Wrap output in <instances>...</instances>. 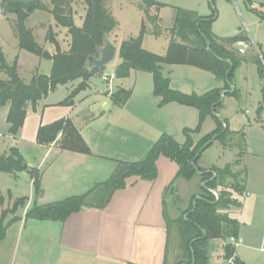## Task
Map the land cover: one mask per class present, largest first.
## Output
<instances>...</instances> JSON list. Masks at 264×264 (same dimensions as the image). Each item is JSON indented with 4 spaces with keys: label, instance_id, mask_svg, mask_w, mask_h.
Masks as SVG:
<instances>
[{
    "label": "trees",
    "instance_id": "16d2710c",
    "mask_svg": "<svg viewBox=\"0 0 264 264\" xmlns=\"http://www.w3.org/2000/svg\"><path fill=\"white\" fill-rule=\"evenodd\" d=\"M86 6V14L81 27H78L72 11L68 9L71 0H50V4L42 0H33L32 11L49 12L56 23L68 30L71 43L68 51H62L52 29L48 30L47 41L55 46L57 52L51 54L36 41L34 31L26 20L30 16L29 6H22L12 0H0L6 11L16 14L17 20L12 25V31L18 40L19 49L27 51L42 59L52 62V72L47 75H36L30 83H25L18 72L17 58L13 65L7 63L5 54L0 47V72L7 79H0V108L9 106L7 115L8 133L17 137L25 124L29 106L36 108L39 102L48 97L57 87L81 80L61 105H74L75 98L90 87V80L103 69L90 70L88 59L99 57V49L104 46L105 38L111 36L117 28V21L112 16L105 0H82ZM213 1V0H211ZM146 13L157 5L154 0H144ZM264 6V1L262 3ZM52 6V7H51ZM174 26L171 29V41L165 55H158L143 48L144 36L149 33L143 25L138 37L122 42L118 54L121 62L115 69L117 79H127L132 71L149 73L153 77V93L160 98L159 107L170 103L193 107L199 113V124L195 129L186 128L183 131L185 142L179 143L173 136L163 134L150 148L146 156L136 161H118L113 175L104 183L96 185L86 194L72 196L59 202L45 206L35 205L28 209L26 220L65 222L74 213L86 207L104 209L113 195L126 189L127 180L139 177L153 182L158 177L157 161L161 156L177 163V177L186 180L196 174L201 175L204 183L203 194L192 201L190 208L177 220L165 212V220L169 242L172 233L177 234L182 255L177 264H209V244L213 240L226 242L225 259H233V264H244L235 258L236 246L227 243L231 237H239L240 222L231 218L225 211L230 207H240L238 198L245 194L248 171L242 166V158L246 154V135L243 131H232L228 121L217 115L223 102V92L226 96L239 99L240 93L235 88L234 80L242 58L235 53L233 47L239 41H249L240 33L233 37L221 38L213 32V24L217 17L201 16L196 11L176 8ZM153 25L154 35L159 36L158 19L149 17ZM237 51V50H236ZM238 52V51H237ZM258 71L264 76V66L256 59ZM191 66L212 73L218 82L224 83L223 88H215L198 95L186 94L171 88V81L163 74L164 66ZM132 96L131 90L118 88L111 94L115 106H125ZM264 112V100L258 109V114ZM208 117L216 121V128L203 136L198 142L193 135L199 134L201 126ZM92 119L85 117L84 121ZM218 141L225 149L237 147L238 160L224 168L212 167L202 169L198 161L202 154ZM37 143L50 147L56 145L60 150L91 155V149L83 138L78 126L71 118H62L53 123L40 126L37 133ZM26 163L19 148L11 147L0 157V171L12 176L23 172ZM240 170H239V169ZM238 169V170H237ZM33 180L34 192L39 196L42 191V175L37 169L27 170ZM172 184L170 185V187ZM220 191L217 198L212 191ZM0 197V207L4 204ZM27 198L18 199L12 212H4L0 218V242L5 240L8 228L19 221L18 217L7 220L9 213H16L19 208L27 206Z\"/></svg>",
    "mask_w": 264,
    "mask_h": 264
},
{
    "label": "crops",
    "instance_id": "0c3cea01",
    "mask_svg": "<svg viewBox=\"0 0 264 264\" xmlns=\"http://www.w3.org/2000/svg\"><path fill=\"white\" fill-rule=\"evenodd\" d=\"M262 3L261 8H264ZM13 36L16 40L15 49L20 52L19 43L14 33ZM248 37L251 40V46H255L256 50L261 53L263 45L256 41L251 34ZM258 45L259 48L257 49ZM175 67L177 66H164L163 68V74L170 79L171 88L174 90L186 94L203 95L212 89L224 87V83L218 82L212 73L206 71L211 75V79H214L211 84H216L215 86L201 84L202 79L198 81L200 82L198 83L200 89L193 87V89L187 90L176 82L174 85ZM115 69L111 76L104 72L97 76H100L107 83V86H110L114 80H119L121 84L117 86V89L124 88L132 91L131 98L123 107L115 106L111 101V94L117 89H98L99 86L93 82L92 78L89 89L80 93L72 106L61 105L64 100L46 103L48 97L39 102L36 108L29 106L25 124L17 137L8 133L9 126L6 120L9 106L0 108L3 112L1 118L7 127L3 137H7L9 141L6 148L2 149L0 157L9 148L17 147L28 165V170L37 169L42 174L44 173L42 191L39 196L35 195L33 180L27 171L13 176L19 178L21 175H25L30 179V195L22 197L28 199L26 210L22 215L16 216L21 223L24 222L27 210L34 207V204L45 206L62 201L69 196L86 194L93 187L106 182L113 175L118 161L129 162L143 159L153 144L165 133L183 144L185 142L184 129L197 127L199 113L195 108L178 103L159 107L161 99L153 93V82L149 96L151 99L149 98L150 103L148 104V111L152 112L149 113L152 120L148 121V119L142 118L139 122L138 113L140 110H144L146 102L142 100L144 98L136 97V88L127 89L123 86L125 79H117ZM134 72L137 71H132L130 77ZM180 81L183 82V80ZM80 82L81 80L77 83ZM225 97L226 91L223 92V99ZM100 103L111 112V117L106 118V121H101L105 111L99 115H95L92 111V107ZM258 109H256L254 117H249L251 112L246 110L248 119L244 129L248 132L245 133L246 137L255 133L257 137L262 138V149L258 151L253 149L247 138L246 154L242 158L243 165L248 171L246 191L243 197H239L240 207H231L225 211L231 218L240 222L239 237L244 239L243 247L253 252L250 254L246 251L240 252V246L236 247L235 258L244 264H256L257 262L264 264V113L259 115ZM84 112L90 113L89 116L92 118L95 116L94 121H87L88 123L85 122L84 124L83 120L87 117L84 116ZM113 114L119 124L113 121ZM66 117L71 118L78 126L91 149V155L62 151L56 145L45 147L37 143V133L40 126ZM139 123L146 125V133L138 140L139 146L142 147L135 150L130 147L129 142L135 138L133 137V134L136 133L135 126ZM203 136L205 135L202 131L193 135L194 141L198 142ZM221 148L230 151L237 149L236 147ZM30 149L40 152V156L34 157ZM54 153L57 158L48 165L47 171L43 172ZM204 153L198 161V165L202 169L209 170L214 166L224 168L229 164L212 165V167L207 164H200ZM64 159H66L67 164L63 170L58 171V164L56 165V163ZM157 168L158 177L155 181L149 182L139 177L128 179L126 189L116 192L104 209L86 207L62 223L31 219L33 224L29 225V228L30 233H32L31 237L34 239L30 242L32 249H34L33 244L37 243L44 252L42 256L44 259L38 261L37 264H173L175 255L171 252L165 212L172 219H179L190 208L193 199L199 198L203 194L204 183L201 181L200 174H196L191 181L177 177L179 170L177 163L164 156L158 159ZM63 180L66 181L67 189L74 193H63L61 188H57V185H61ZM248 198H252L250 202L251 216L244 217ZM27 226L28 222L25 229ZM7 235L5 239H7ZM225 245L226 242L222 240L210 242L208 248L209 264H229L224 257ZM27 248L24 251L31 258L32 252ZM21 264L31 263L22 262Z\"/></svg>",
    "mask_w": 264,
    "mask_h": 264
},
{
    "label": "rangeland",
    "instance_id": "374dc122",
    "mask_svg": "<svg viewBox=\"0 0 264 264\" xmlns=\"http://www.w3.org/2000/svg\"><path fill=\"white\" fill-rule=\"evenodd\" d=\"M42 1L50 4V0ZM105 1L107 7L112 13V16L118 23L117 28L111 35V38L119 48L122 42L129 40L130 38L138 37L143 25H145L149 33L144 36L143 48L158 55H165L168 49V44L172 38L171 29L174 26L176 8L196 11L204 16L215 15L218 17L217 21L213 25V31L218 37L236 36L241 29L240 34L242 36L248 37L251 34L256 41L260 42L263 45V51L261 53L256 50L255 46H251L250 39L248 42L246 41L248 47L246 48V52L243 55L237 52L238 49L236 45L233 47L235 53L238 54L243 60L241 66L236 71L234 80L235 88L240 93V97L239 99H236L234 97L226 96L223 99L222 105L217 111V115H219L218 117L223 120H228L232 130L245 131L244 133H248L247 130L244 129L248 119L246 110L251 112L249 117H254L256 114V109L261 106L264 100V76L261 77L258 71V66L255 63V60L258 58L264 66V8H261V3L263 0H154L156 3H159L162 6L157 7V5H154L149 9L148 13L142 9V7L145 6L144 0ZM68 7V9L72 11L75 24L78 27H81L86 14V6L84 2L82 0H71ZM5 12L6 15L4 16L2 5H0V47L3 49L7 63L9 65H13L17 58L19 75L27 84L30 83L32 78L36 75L49 76L53 67L51 61L42 59L24 50H21L20 52L16 51V40L13 36L11 27L17 20V16L11 11H6V9ZM149 17H155L158 19V30L160 32L159 36L154 35V30L156 29H154L153 25L151 24ZM26 24L34 31L36 41L49 53L55 54L57 52L55 46L47 41L49 29L53 30L61 50H69L68 48L70 47L71 43L69 32L67 29L60 27L56 23L51 13L37 10L32 11L26 20ZM258 48L259 45L257 46V49ZM120 62L121 59L117 53L115 60L97 75L102 74L103 72L109 76L113 75L115 67ZM174 72V85L176 82V84L184 87V89L187 90L190 88L193 89V87L195 89H200L198 84L200 83L198 82L200 79H202L201 84L204 83L207 85H216L211 84L214 82V79H211L210 74L195 67L180 65L179 67L177 66L174 68ZM97 75L93 77V82L99 86L98 89L107 90L110 88L113 90L117 89V86L121 84L119 80H114L110 86H107V83ZM0 79L5 80L7 77L4 73L0 72ZM180 80H183V82ZM78 81L57 87L55 91L48 95V98L45 102L56 103L57 101L66 100L72 91L79 85L77 83ZM152 82L153 80L151 75L141 71L134 72L129 79L127 78L123 81L124 87L127 89L136 88V97L144 98L142 100L146 102V107L144 110H140L138 113V119L140 120L139 122H141L142 118L148 119V121L152 120V116L149 114L152 112L148 111V104L150 103L149 98L151 99L149 96L150 90L152 89ZM92 109L95 115H99V113H103L105 111L104 118L101 121H106V118L111 117V112L106 110L101 105V103L93 106ZM1 114H3L2 110H0V153L2 152V149L6 148L9 142L7 137H3V134H6L7 127L6 123L4 124V121L1 118ZM89 115L91 114L84 112V116ZM114 117L115 115L113 114V121L118 122L117 118ZM94 119L95 116L88 121H94ZM83 122L85 124L87 121L83 120ZM117 124H119V122ZM215 128V119L208 117L202 124L200 133L202 131L203 135H207ZM135 129L136 133L133 134V137L135 138L129 142V145L130 147L137 150L139 147H142L139 146L140 143L138 140H140L139 137L142 138V136L146 133V125L139 123L135 126ZM247 138L249 139L253 149L256 151L262 149V138L257 137L255 133H251V136L245 138V143ZM219 146L220 144L218 141L214 142L213 145L205 151L203 159L199 163L207 164L209 167H212V165L223 166L225 163L233 164L236 160H238L239 149L237 147V149H232V151H230L223 150L221 148L222 146ZM29 147L33 148L31 145H29ZM30 151L34 157L40 156V152L34 151L33 149H30ZM56 158L57 156L54 153L51 156V159L48 161L49 163L45 166L43 172L47 171L48 165ZM65 160L66 159L61 161L59 160L60 162L56 163V165L58 164V171L63 170V167L66 166L67 161ZM242 166H244L243 162ZM39 172L41 173V171ZM43 174L41 173L42 178ZM191 180H193V178L188 181ZM60 184L61 185H57V188H61L63 193H69L72 191L67 189L65 180H63ZM244 185L246 186V183ZM214 192L218 198L220 191L215 190ZM25 195H30V179L27 176L21 175V177L15 178L8 173L0 171V197H4L5 199L4 204L0 207V218L4 212H12L15 202ZM234 198H238V200H240L236 193L234 194ZM247 200L248 204L246 205L244 217L251 216L250 202L252 201V198H248ZM35 205L36 204L33 206ZM25 210L26 207L19 208L16 213H9L7 220L16 217L19 214L22 215ZM27 222L28 226L25 229ZM27 222L26 219H24L23 223H21L19 220L12 224V227L10 226L11 228L9 227L10 230H8L9 232L7 239L0 242V264H21L22 262L37 264L38 261L44 259V257H42L44 252H42L41 246H38L37 243H34V249H32V244L30 242H32L34 239L31 237L32 233H30L29 225L33 223H31L30 219ZM172 234L173 235L170 241L171 252H173L175 255L173 264H177L181 258L182 251L179 247L177 234L175 232ZM25 248L31 250L33 253H31V258L26 255L24 251ZM239 251H246L248 254L253 253L252 251L245 249L243 244L240 245ZM255 256L257 255L255 254ZM259 263L260 262H257L256 264Z\"/></svg>",
    "mask_w": 264,
    "mask_h": 264
},
{
    "label": "water",
    "instance_id": "95a60500",
    "mask_svg": "<svg viewBox=\"0 0 264 264\" xmlns=\"http://www.w3.org/2000/svg\"><path fill=\"white\" fill-rule=\"evenodd\" d=\"M13 2H16L22 6H29L28 13H31L33 8L31 6V3L33 0H12ZM2 10L4 12V16L6 15L5 9L2 6ZM119 51L118 46L113 42L111 36H107L105 38L104 46L99 49V57H90L88 59V64L90 66V70L93 69H104L109 64H111ZM23 170H28V165L25 163L23 166Z\"/></svg>",
    "mask_w": 264,
    "mask_h": 264
},
{
    "label": "built area",
    "instance_id": "2783aa9c",
    "mask_svg": "<svg viewBox=\"0 0 264 264\" xmlns=\"http://www.w3.org/2000/svg\"><path fill=\"white\" fill-rule=\"evenodd\" d=\"M233 1H235V0H233ZM236 47H237V49H238V52L241 54V55H243V54H245V52H246V48L248 47V45H247V42L246 41H239V42H237L236 44ZM213 192V194L216 196V193L214 192V191H212ZM229 242L232 244V245H234V246H240V245H242V244H244V239L243 238H241V237H238V238H236V237H231L230 239H229ZM229 264H233V259H230L229 261Z\"/></svg>",
    "mask_w": 264,
    "mask_h": 264
}]
</instances>
